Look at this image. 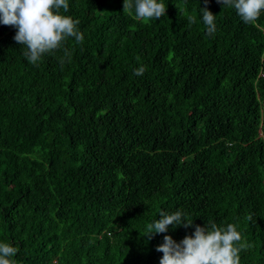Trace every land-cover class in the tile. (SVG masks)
I'll return each instance as SVG.
<instances>
[{
	"label": "trees",
	"instance_id": "obj_1",
	"mask_svg": "<svg viewBox=\"0 0 264 264\" xmlns=\"http://www.w3.org/2000/svg\"><path fill=\"white\" fill-rule=\"evenodd\" d=\"M158 2L137 20L124 0H68L84 40L63 64V49L30 63L0 23V243L16 264H159L164 236L209 221L237 225L240 264H264V12ZM177 210L193 227L147 236Z\"/></svg>",
	"mask_w": 264,
	"mask_h": 264
},
{
	"label": "clouds",
	"instance_id": "obj_2",
	"mask_svg": "<svg viewBox=\"0 0 264 264\" xmlns=\"http://www.w3.org/2000/svg\"><path fill=\"white\" fill-rule=\"evenodd\" d=\"M217 3L233 7L245 24L254 23L264 12V0H217ZM133 7L137 20H159L166 14L165 4L158 0H134V3L133 0H124L125 13ZM61 9L68 11V0H0V23L15 27L14 40L24 46V56L30 63L35 65L43 55L63 49L64 58L60 60L63 64L65 59H70L64 42L74 38L76 43H82L84 35L78 29L80 21L62 14ZM201 11L207 33L212 35L216 31V15L206 7ZM188 22L195 23V17L189 16ZM145 71L146 68L141 66L135 70V75L141 76ZM159 215L162 219H155L146 226L148 237L167 232L169 226L190 228L194 224L183 210L161 211ZM240 241L241 233L236 224L219 226L209 221L205 227L196 225L194 233L179 243L169 235L164 236L156 251L163 253L159 264H240V252L247 247ZM17 252L18 249L10 243H0V264H16L13 257Z\"/></svg>",
	"mask_w": 264,
	"mask_h": 264
}]
</instances>
